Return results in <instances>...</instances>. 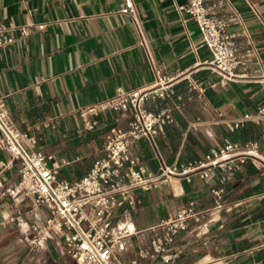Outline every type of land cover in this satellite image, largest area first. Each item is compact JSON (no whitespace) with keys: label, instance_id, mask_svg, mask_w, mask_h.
<instances>
[{"label":"crops","instance_id":"obj_1","mask_svg":"<svg viewBox=\"0 0 264 264\" xmlns=\"http://www.w3.org/2000/svg\"><path fill=\"white\" fill-rule=\"evenodd\" d=\"M134 1L158 68L175 80V94L148 99L152 111L171 108L174 122L158 136L157 149L140 139L131 145L132 156L156 171L160 156L170 162L201 159L227 138L257 141L264 154V123L230 127L264 105V0H206L209 11L237 34L246 61L227 84L209 67L211 50L200 43L197 23L183 10L187 0ZM122 2L0 0V20L17 26L14 40L0 47V96L29 146L60 164L59 179L75 181L89 173L105 154L109 129L130 125L129 113L106 109L90 128L80 107L154 79L135 23L118 12ZM189 78L207 87L204 99L188 88ZM0 161L7 163L0 186V264H76L64 232L51 225L41 231L51 210L19 187L20 160L11 159L1 142ZM226 175L216 169L209 179L172 177L156 189L138 191L134 206L116 208L111 226L136 229L115 248L119 264H164L151 246L157 234L152 227L192 200L202 216L178 233V254L168 264H264V167L248 160L224 180ZM221 187L222 206L215 208L212 189ZM143 250L150 254L143 256Z\"/></svg>","mask_w":264,"mask_h":264},{"label":"built area","instance_id":"obj_2","mask_svg":"<svg viewBox=\"0 0 264 264\" xmlns=\"http://www.w3.org/2000/svg\"><path fill=\"white\" fill-rule=\"evenodd\" d=\"M183 10L194 20L200 31V43L211 50L209 67L218 75V82L227 84L238 77V68L245 64L240 55L237 34L228 31V22L211 13L206 0H187ZM118 12L128 15L135 23L139 40L152 67L154 79L145 86L130 89L120 88L111 97L80 107L85 124L93 128L98 124L99 114L106 109L129 113L127 128L114 125L106 136L105 154L96 159L93 167L82 178L75 181L58 178L60 164L52 156L29 146V137L11 120L4 97L0 96V142L6 147L11 159L20 160L19 187L33 196L36 205H45L51 210L47 225L57 232L66 234V247L76 264H119L115 248L124 238L136 233V229L124 223L112 227L110 217L121 206H134L140 190L156 189L172 177L191 180L195 175L205 179L213 177L216 169L227 173L229 179L242 165L252 160L264 167V154L257 141L243 143L227 138L222 145L211 149L201 159L187 162H170L160 156L156 171L147 169L131 154V145L148 140L157 149V138L166 126L174 122L172 109L167 107L158 112L147 107L150 98L167 100L175 94V80L161 73L139 16L134 0H123ZM17 26L0 20V47L9 45ZM27 33V27L21 28ZM216 85V82L213 83ZM188 88L198 98L204 99L207 87L199 80L189 78ZM246 121L264 123V105L253 113L234 120L230 127L237 128ZM7 163L0 161V186ZM224 189L213 188L215 208L222 206ZM202 211L194 200L189 201L170 217L162 219L153 228L157 232L151 240L153 252L159 253L164 264L171 263L178 254L174 248L178 233L188 230L192 221L200 220ZM149 250L142 255L148 256Z\"/></svg>","mask_w":264,"mask_h":264}]
</instances>
